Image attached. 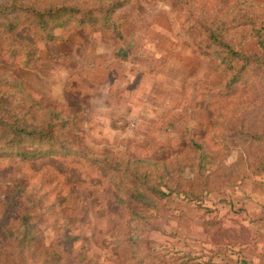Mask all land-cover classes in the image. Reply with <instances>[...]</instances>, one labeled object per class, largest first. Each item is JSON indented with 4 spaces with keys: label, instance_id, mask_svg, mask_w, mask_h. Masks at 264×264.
Masks as SVG:
<instances>
[{
    "label": "rangeland",
    "instance_id": "rangeland-1",
    "mask_svg": "<svg viewBox=\"0 0 264 264\" xmlns=\"http://www.w3.org/2000/svg\"><path fill=\"white\" fill-rule=\"evenodd\" d=\"M233 1L207 5L230 7ZM241 1L264 6V0ZM58 2L101 20L83 25V15L73 13L64 28L53 29L56 41L29 32L37 12ZM116 2L123 6L106 18ZM185 8L200 12L194 2ZM185 13L174 0H0V25L14 16L24 22L9 51L17 52V62L5 63L0 55V81L5 70L11 71L36 101L61 111L68 120L66 138L80 156L79 164L38 153L27 160L0 159V221L28 212L40 240L37 251L3 255L0 264H43L45 257H35L39 250L62 254L56 264H76L78 250L88 264H137L111 253L117 244L115 196L86 163L89 155L103 154L174 166L166 181L168 195L156 209L143 210L148 218L135 223L144 245L138 255L147 264H264L252 249L264 175L258 159L264 156V50L255 42L243 46L260 59L249 71L258 98L242 108L238 100L253 95L240 94L233 105L222 95L227 78L204 47L205 39L184 28ZM21 40L36 50L30 68L20 67L29 51ZM6 48L0 40V54ZM7 94L0 97V114L27 109H14ZM214 120L223 121V127L212 128ZM20 122L29 129L40 123L35 115ZM217 130L221 137L215 136ZM192 142L208 152L201 163ZM13 197L18 209L11 211ZM68 236L74 238L70 246ZM5 240L0 228V244Z\"/></svg>",
    "mask_w": 264,
    "mask_h": 264
},
{
    "label": "trees",
    "instance_id": "trees-1",
    "mask_svg": "<svg viewBox=\"0 0 264 264\" xmlns=\"http://www.w3.org/2000/svg\"><path fill=\"white\" fill-rule=\"evenodd\" d=\"M174 1L180 3L182 10L186 12V18L183 22L186 31L194 30L198 33L197 35L205 39L206 45L204 47L209 50L216 67L224 74V79L227 78L226 83L228 85L222 94L223 97H230L229 102L234 105L233 98L240 94L251 93L253 95L252 100L240 99L238 101L242 103H240L242 108H249L256 104L255 100L258 98L259 87L256 81L252 79L249 71L252 66H258L260 59L254 55L253 50H246V47L243 46L255 42L257 46L261 45V50H264L262 47L264 46V6H259L254 2H248V5H245L241 0H234L231 4L227 3L230 4V7L226 5L222 8L220 7L221 4H218L217 7L207 5L211 0ZM188 2H194L198 5L200 12L195 14L193 9H186ZM121 6H123L122 2L113 3L111 9L105 11L107 12L105 17H108L111 10L114 11L115 8ZM234 9L239 11L235 12ZM95 10L98 11L99 9L95 8ZM73 13L83 15L79 21L83 25L94 26L101 20L100 17L89 16V10L84 14L82 10L70 5L69 2H58L54 6L46 8L45 11L37 12L33 29L29 32L36 36L45 37L47 41H56L58 37L54 35L53 29L64 28L69 23L68 20L74 19L70 16ZM23 19L25 22L32 21L28 18ZM36 19L37 21H35ZM21 20V16H14L4 27L0 25V40L7 47L0 54L1 58L5 59V63L17 62L15 60L17 52L9 51L13 50L12 37L24 25ZM108 25L105 24V26ZM21 42L29 48V51L23 56L20 67L30 68V64L35 60V47L32 43H26L24 40ZM4 74V81H0V97L8 93L7 96L12 99L14 109L25 107V105L27 109L24 112H8L4 116L0 114V159L4 160L13 156L14 159L27 160L29 156L36 157L38 153L44 156H57L64 161L71 158L72 162L79 164L80 156L72 151L74 147L65 135L68 120L63 113L50 108V106H43L36 101L22 81L13 76L11 71L5 70ZM3 89L7 90L3 91ZM33 115L37 116L40 122L35 128L29 129L20 122L24 116L32 117ZM222 122L220 120L211 121V127H215V130L219 129L223 127ZM241 134L247 137L246 134L242 132ZM215 136L221 137L220 130L215 132ZM250 140L254 142L257 139L253 137ZM192 144L197 151V156L201 159V163L208 157V152L201 144L197 142H192ZM31 145H45L46 148L41 151H30ZM27 147L29 148L27 149ZM86 159L88 171L98 172L99 178L110 186L115 196L117 210L112 221L118 225L115 230L117 244L111 249V253L119 258L123 256L124 259L135 260L137 264H145V256L143 258L138 255L140 247L144 245L142 233L135 230V223L140 219L148 218L143 210L156 209L158 200L168 195L169 188L166 181L174 170V166L170 167L167 163L162 164L161 161L130 158L123 160L104 154L89 155ZM258 159L264 163V156ZM176 169H179V166H176ZM130 203L139 204L143 208L131 210L128 206ZM9 206L11 211L18 209L14 197L9 201ZM0 228L6 237L5 242L0 244V261L3 255L12 258L14 252H18L22 257L27 250L30 252L38 250L40 240L36 237L35 226L28 212L15 215L12 222L0 221ZM65 235L64 232L62 237ZM73 239L68 236L66 244L70 246ZM59 246L61 247V244ZM37 253L41 254L35 256L37 260L40 257H45L43 264H56L62 256L55 250H39ZM74 257L76 264H88L83 259L82 251L79 252L78 250ZM130 263L128 260L127 264ZM183 264L209 263L184 262Z\"/></svg>",
    "mask_w": 264,
    "mask_h": 264
},
{
    "label": "crops",
    "instance_id": "crops-1",
    "mask_svg": "<svg viewBox=\"0 0 264 264\" xmlns=\"http://www.w3.org/2000/svg\"><path fill=\"white\" fill-rule=\"evenodd\" d=\"M261 178V191L259 195H257L258 200L255 209L256 219L254 233L256 240L252 249L255 251L258 259L264 260V175H262Z\"/></svg>",
    "mask_w": 264,
    "mask_h": 264
}]
</instances>
